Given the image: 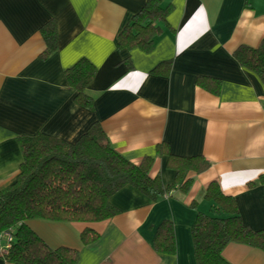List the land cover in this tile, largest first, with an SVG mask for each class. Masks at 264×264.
Wrapping results in <instances>:
<instances>
[{"label":"crops","instance_id":"obj_1","mask_svg":"<svg viewBox=\"0 0 264 264\" xmlns=\"http://www.w3.org/2000/svg\"><path fill=\"white\" fill-rule=\"evenodd\" d=\"M145 2L0 0V191L19 173L17 138L41 134L74 143L93 124L130 163L151 158L149 176L163 187L176 176L168 155L208 166L187 175V194L175 189L156 203L130 187L120 190L110 199L119 213L89 226L99 234L89 246L80 242L79 225L27 222L50 249L77 251V264H195L190 229L196 212H212L203 200L210 183L235 201L249 230L264 231V86L232 57L264 41V0H163L172 10L165 26L155 25L162 31L152 52L117 51L118 33ZM49 23L57 48L42 61L40 29ZM82 59L96 69L86 89L93 111L74 103L64 77ZM164 63L168 76L151 73ZM162 222L173 227L170 256L153 250ZM221 257L227 264H264L263 253L239 244L227 245ZM0 264H7L1 255Z\"/></svg>","mask_w":264,"mask_h":264},{"label":"trees","instance_id":"obj_2","mask_svg":"<svg viewBox=\"0 0 264 264\" xmlns=\"http://www.w3.org/2000/svg\"><path fill=\"white\" fill-rule=\"evenodd\" d=\"M163 0H146L143 7L120 30L116 50H139L149 54L154 39L161 34L156 23L166 25L170 6ZM45 50L44 61L57 48L54 23L40 29ZM240 67L256 75L264 86V41L256 49L238 48L232 55ZM131 68L128 59L125 60ZM169 63L158 66L154 75L168 76ZM96 76V69L86 60L76 62L64 72L67 85L76 93L74 103L93 111V100L86 89ZM198 82V81H197ZM213 93L218 94L219 83ZM208 90V89H207ZM21 153L19 173L14 182L0 191V246H7V264H77L78 252L68 248L50 249L28 227L30 221H49L81 226L80 242L89 246L99 239L90 225L113 219L119 212L110 199L130 187L152 203L177 189L187 194L192 186L188 174L199 175L207 169L201 158L167 156V168L176 173L172 185L163 187L159 177L151 178V158L135 165L115 153L99 125L93 124L74 143H67L41 134L17 138ZM163 148L159 147V153ZM203 200L212 204L210 215L196 212L190 229L195 264H227L221 257L229 244H239L264 254V231L252 232L239 215L235 201L224 196L216 183H210ZM196 203L190 208L195 210ZM8 236L9 241L5 236ZM153 250L161 255L175 253L173 227L162 222L155 231Z\"/></svg>","mask_w":264,"mask_h":264},{"label":"built area","instance_id":"obj_3","mask_svg":"<svg viewBox=\"0 0 264 264\" xmlns=\"http://www.w3.org/2000/svg\"><path fill=\"white\" fill-rule=\"evenodd\" d=\"M5 238L7 239V242L9 241V238L8 236L6 235ZM6 251H7V246H3L1 249H0V255L1 257L4 258L5 254H6Z\"/></svg>","mask_w":264,"mask_h":264}]
</instances>
